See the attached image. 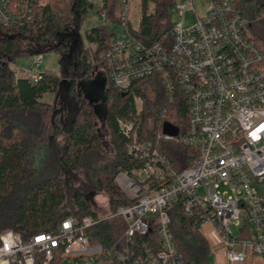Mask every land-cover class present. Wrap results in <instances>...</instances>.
Masks as SVG:
<instances>
[{
    "label": "built area",
    "instance_id": "1",
    "mask_svg": "<svg viewBox=\"0 0 264 264\" xmlns=\"http://www.w3.org/2000/svg\"><path fill=\"white\" fill-rule=\"evenodd\" d=\"M213 1L215 6L192 23L173 22L169 47L146 48L133 41L127 32L129 0H118L123 11L114 20L102 13L109 28L115 23L121 28L112 29L110 48L102 56L114 89L126 95L134 81L159 75L171 104L177 93L183 96L188 125L180 129L170 117L175 111L164 108L158 127L173 124L177 135L158 132L155 140L141 143L137 120L118 119L121 133L132 142L129 150L148 161L115 178L125 203L111 216L122 220L124 230L112 249L93 245L87 236L102 219L67 218L55 233L29 240L4 232L0 264H185L172 230L174 204L195 220L215 264H247L250 256L264 264V197L258 192L264 186V52L247 35L249 20L236 0ZM48 2L19 0L13 10L8 0H0V24L28 23L34 8ZM192 6V0H184L174 11L181 15ZM41 64L36 55L28 71L33 82ZM159 140L194 150L195 162L175 169Z\"/></svg>",
    "mask_w": 264,
    "mask_h": 264
},
{
    "label": "trees",
    "instance_id": "2",
    "mask_svg": "<svg viewBox=\"0 0 264 264\" xmlns=\"http://www.w3.org/2000/svg\"><path fill=\"white\" fill-rule=\"evenodd\" d=\"M8 1L15 10L19 0ZM242 1L257 4L249 28L264 52V1L236 0L245 17ZM117 4L118 0H49L45 6L34 8L28 23L7 28L0 24V236L13 231L29 240L40 233H55L67 218H99L92 199L82 191L73 192L72 207H66L67 173L82 168L102 145L96 127V101L82 87V83L94 78L96 69L103 71L99 76L108 102L105 122L116 157L109 162L97 161L93 176L97 193L105 194L113 213L125 203L115 184L117 175L131 174L148 161L141 153L128 150L132 142L121 133L118 119H136L141 141H153L158 132L164 133L167 123L158 127V120L161 110L167 108L170 113L175 111L173 122L185 131L188 120L183 96L177 93L176 102L171 104V95L159 75L134 81L125 96L114 89L108 80L107 60L102 58L110 48L111 28L106 24L95 26L85 32L91 47L88 49L83 42L80 28L89 11L107 13V19H115ZM176 4L177 0H141V21L137 28L127 22L129 36L146 48L156 44L169 47L174 25L171 12ZM46 52L58 53L66 71L57 74L44 70L37 82L16 78L12 64L17 57ZM63 91L67 94L68 117H63L62 124L71 128L68 148L62 154L51 120L54 106L44 102L43 97H57ZM82 91L87 101L80 98ZM135 99L142 103L139 111ZM158 145L179 171L190 167L197 158L194 150L174 142L159 140ZM171 214L172 230L185 264H210L209 244L195 220L186 217L178 204L172 206ZM123 228L119 218L102 219L87 231V236L93 245L112 249ZM143 241L136 238L139 244Z\"/></svg>",
    "mask_w": 264,
    "mask_h": 264
},
{
    "label": "rangeland",
    "instance_id": "3",
    "mask_svg": "<svg viewBox=\"0 0 264 264\" xmlns=\"http://www.w3.org/2000/svg\"><path fill=\"white\" fill-rule=\"evenodd\" d=\"M182 1L184 0H177V3H180ZM262 1L264 0H259L258 3ZM140 3L141 0H129L128 19L134 28H137L141 21L142 15ZM192 5L193 6L191 8L184 11L181 15H179L175 11H172V21L182 22L184 24L192 23L196 19V16H205L208 11L215 6V3L213 0H192ZM242 6L247 19L250 20L254 16V10L257 4H250L245 1H242ZM122 11V6L120 5V2H118L115 7L114 16L116 18L120 17ZM104 24H106V18L101 13H98L97 11H89L87 18L85 19L80 28L82 40L85 45L88 46V49L91 46H89L87 43L85 32L95 26H101ZM110 27L113 30L115 29L121 31V28L116 23L112 24ZM247 35L253 38L250 28L247 29ZM38 56L42 61V64L40 66V72L47 70L57 74H62L64 71H66L65 64H61V56L58 53L46 52L43 54H39ZM34 57L35 56L27 54L16 58L15 62L12 64V69L15 73L16 78H29L32 80V77L28 76V71L33 65ZM72 73H75V71H73ZM100 73L103 74V71L100 69H96L95 73L93 74L94 78L91 79L90 82L86 81L82 83V87L84 88V91L87 92L88 97L96 101V103H93L94 105H96L98 110V115L96 118V127L98 129V134L100 136L102 145L98 151L93 152L89 156L82 168L75 172L67 173L66 180L68 187V198L66 202V207H72V194L73 192L79 190L87 194L92 199L94 209L100 219H114L111 216L113 212L109 208L108 198L105 196V194L97 193L95 176H93V169L95 168V164L97 161L102 160L105 162H109L113 161L116 157V153L111 142L110 131L105 122V108L108 102L104 87L101 84V77L99 76ZM76 74L79 75V72H77ZM80 98L82 99V101H87L85 95L83 94V91L82 96ZM43 101L51 103L54 106V113L51 120L54 121L56 132L58 133L56 135V142L59 144L60 152L63 154L67 150L69 145V129L71 128L69 124H62L63 117H68L67 94L64 91L61 92L57 97L51 94H47L43 97ZM134 101L136 109L139 111L141 109L142 103L138 99H135ZM170 117L173 120L175 118L173 113L170 114ZM129 149L130 146L128 150ZM258 192L259 195L264 197V186L258 187ZM211 246H213V244H211ZM253 261L257 262V264H262L261 260H259L258 257L250 256V264H256L253 263ZM209 263H216L215 256L212 250L209 255Z\"/></svg>",
    "mask_w": 264,
    "mask_h": 264
},
{
    "label": "water",
    "instance_id": "4",
    "mask_svg": "<svg viewBox=\"0 0 264 264\" xmlns=\"http://www.w3.org/2000/svg\"><path fill=\"white\" fill-rule=\"evenodd\" d=\"M123 96H125V94H123ZM164 133L169 135H177L178 131L175 127L167 123L165 125Z\"/></svg>",
    "mask_w": 264,
    "mask_h": 264
},
{
    "label": "crops",
    "instance_id": "5",
    "mask_svg": "<svg viewBox=\"0 0 264 264\" xmlns=\"http://www.w3.org/2000/svg\"><path fill=\"white\" fill-rule=\"evenodd\" d=\"M254 259H255V258H254ZM259 260H260V259H259ZM253 263H256V264H257V262H255V261H253ZM247 264H250L249 260H248Z\"/></svg>",
    "mask_w": 264,
    "mask_h": 264
}]
</instances>
